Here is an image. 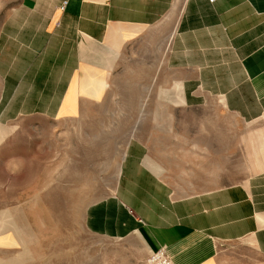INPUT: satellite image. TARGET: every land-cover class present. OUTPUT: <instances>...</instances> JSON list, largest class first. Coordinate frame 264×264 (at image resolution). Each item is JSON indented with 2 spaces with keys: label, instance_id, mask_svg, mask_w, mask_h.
Wrapping results in <instances>:
<instances>
[{
  "label": "rangeland",
  "instance_id": "obj_1",
  "mask_svg": "<svg viewBox=\"0 0 264 264\" xmlns=\"http://www.w3.org/2000/svg\"><path fill=\"white\" fill-rule=\"evenodd\" d=\"M183 1L129 46L106 89L80 92L79 114L71 103L76 117L61 119L17 113L12 98L48 41L10 27L25 0H0V264H177L151 231L156 201L243 191L264 176L262 109L231 52L208 54V68L202 52L171 61ZM258 49L242 46L238 65ZM254 241L224 248L238 257L248 253L238 243Z\"/></svg>",
  "mask_w": 264,
  "mask_h": 264
},
{
  "label": "crops",
  "instance_id": "obj_2",
  "mask_svg": "<svg viewBox=\"0 0 264 264\" xmlns=\"http://www.w3.org/2000/svg\"><path fill=\"white\" fill-rule=\"evenodd\" d=\"M175 2L25 0L12 15L15 19L11 18L10 27L18 28L15 33L26 36V42L28 35L36 41L42 35L48 45L37 57L40 70H34L33 79L27 80L26 85L33 81L34 87L24 86L31 92L27 106L39 99L43 102L32 109L20 106L17 113L40 110L61 119L76 117L67 110L72 103L79 114L82 99H87L80 93L82 86L100 78L108 83L129 46L141 39L146 27L157 24ZM182 7L172 63L196 61L199 56L195 52H202L204 58L198 60L205 59L208 68V54L228 53L230 58L231 52L230 61L243 70L264 120V0H184ZM242 46L259 47L257 53H249L243 67L235 60ZM202 82H207L206 77ZM256 181L243 191L232 188L202 198L207 201L211 197L210 204H202V208L194 204L202 202L199 199L168 205L160 197L155 206L158 223L151 228L156 242L169 245L177 264H264V176ZM119 193L123 196V189ZM181 231L185 236L177 238ZM253 235L254 243H238L248 248V253L240 252L238 257L226 253V242Z\"/></svg>",
  "mask_w": 264,
  "mask_h": 264
},
{
  "label": "bare ground",
  "instance_id": "obj_3",
  "mask_svg": "<svg viewBox=\"0 0 264 264\" xmlns=\"http://www.w3.org/2000/svg\"><path fill=\"white\" fill-rule=\"evenodd\" d=\"M214 13V12H213ZM213 15V14H212ZM27 79L22 81L19 84V91H17L12 98L13 104L16 107H24L26 108L28 102H29V97L31 96V92H27L24 89V86L26 85ZM107 83L103 78L100 79H92L90 82L86 83V85L82 86L81 92L85 94H90V95H99L104 89H106Z\"/></svg>",
  "mask_w": 264,
  "mask_h": 264
},
{
  "label": "built area",
  "instance_id": "obj_4",
  "mask_svg": "<svg viewBox=\"0 0 264 264\" xmlns=\"http://www.w3.org/2000/svg\"><path fill=\"white\" fill-rule=\"evenodd\" d=\"M210 2H214L215 0H209Z\"/></svg>",
  "mask_w": 264,
  "mask_h": 264
}]
</instances>
